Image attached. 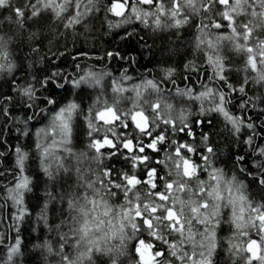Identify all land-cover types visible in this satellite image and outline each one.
Segmentation results:
<instances>
[{"label":"snow or ice","instance_id":"obj_1","mask_svg":"<svg viewBox=\"0 0 264 264\" xmlns=\"http://www.w3.org/2000/svg\"><path fill=\"white\" fill-rule=\"evenodd\" d=\"M99 2L0 0V10H9L4 20L19 30L25 29L26 22L34 21L48 11L53 14L54 20L66 19L64 27L70 28L81 23L88 13L98 10ZM70 8H74V14L65 17L64 14ZM105 11L122 18L115 23L110 21V28L131 23L134 18L145 27L152 26L154 30L179 29L199 19V23L193 24L199 32L196 47L205 51L214 69L212 76L208 77L209 81L223 84L220 87H216L215 83L211 86L201 84L202 90L195 95L192 88H177L176 95L200 101L201 116L215 112L223 117L236 143L244 144L247 149L244 155L235 157L234 168L264 191V146L256 143L258 137L264 139V133L258 130L264 128V120L258 126L254 120L236 115L228 108L233 103L232 93H239L241 99L237 107L241 114L251 108L258 111L259 116H264V107H261L264 105V92L249 96L245 87L251 82L253 86L264 89V0H111L110 5H105ZM241 16L245 20H238ZM3 22L0 20V24ZM225 27L229 29L228 34L210 31ZM36 36L37 33L33 32L29 39ZM213 36L215 41L211 39ZM205 41L212 54L201 48ZM222 41H229L230 50L244 57L242 70L245 73L249 69L255 73L253 76L245 75L239 87L229 83L224 74L230 69L224 63L226 57L219 52ZM11 43V36L6 38L0 35V73L11 74L15 70L16 65L9 50ZM107 56L109 59H125L118 52H109ZM186 67L197 71L194 66ZM172 74L173 70L167 69L163 79L169 80ZM105 75L83 72L79 76H63L53 72L39 81V89L32 83L16 85L15 91L25 106L34 110L23 121H16L24 124L17 131L22 136H29L28 123L46 110L51 111L37 104L41 99L38 94L40 89L46 90L50 85L64 89L68 84L74 89L84 86L95 88L101 86ZM131 79L125 71L119 79L111 82V92L114 94L112 102L105 100L102 107H97L100 104L97 98L90 106L85 119L88 148L94 150V154L85 158L97 165L96 168L88 169L95 179H89L86 172L77 168L78 187L85 190L82 195L76 191L59 195L55 191L45 193L47 199L40 208L37 223L42 222L49 231L57 233L59 249H54L47 240L40 247L49 255L59 257L57 264H96V255L107 257L109 264H120L122 257H127L129 264H213L212 257L217 248L216 229L222 222L224 210L228 209V222L234 225L237 233L250 237L245 229L251 228L259 237L258 240L249 238L247 241L246 250L251 253V257H246L247 264H251L252 259H259L264 264V255H257V252L264 251V203H257L249 197L248 185L238 177L236 171L228 175L224 169L214 166L216 150L209 142L208 133H201L199 148L203 151H199L194 143L177 140L180 134L193 137V123L202 125L203 121L197 119L191 122L189 117L192 113L188 108L176 110L173 104L163 99L159 95L163 91L160 82L145 80L129 88L125 86V81ZM172 83L175 84V81L172 80ZM148 89L157 94L155 101L146 95ZM129 91L134 96H126L125 93ZM11 100L9 96L0 97V115L9 117L4 101ZM43 100L46 105L56 103L50 96H45ZM124 100H130L131 107H121ZM204 101H208V107L204 106ZM78 109L77 103L69 101L51 115L46 128L38 129L35 133V150L39 153L42 171L49 180L54 181L61 171H69L63 158L56 153L62 149L73 155L71 148L65 145L70 143L73 113ZM208 123L211 124V121ZM245 129L247 136L242 139L241 134ZM42 133L45 137L59 135L60 140L52 139L51 143L41 144L39 139ZM2 136L3 131H0ZM12 151L14 182L6 188V199L11 200L15 208L12 228L17 231V238L7 246L6 259L0 260V264H14V257L21 252L19 226L30 215L25 195L33 191L31 178L25 174L29 152L19 143ZM150 153H163V158L155 159ZM6 154L0 151V157ZM249 155L256 157L252 161L251 171L245 164ZM194 156H199L202 163L195 160ZM113 158L123 159L129 167L116 169L104 165L105 160ZM154 159L157 165L164 166L163 174L159 168L152 166ZM141 171L144 173L143 178ZM202 174H206L207 179H203ZM176 192H186L188 196L182 199L175 195ZM121 197L123 203L112 202ZM57 200L62 203L66 201L68 215L52 226L49 224V202ZM61 214L63 216V211ZM197 224L203 225V230L196 228ZM174 236H178V239H172ZM186 244L191 245V253L184 250ZM69 247L73 250L72 255L66 251ZM234 249L241 250L229 240L228 252L232 256L236 255Z\"/></svg>","mask_w":264,"mask_h":264},{"label":"trees","instance_id":"obj_2","mask_svg":"<svg viewBox=\"0 0 264 264\" xmlns=\"http://www.w3.org/2000/svg\"><path fill=\"white\" fill-rule=\"evenodd\" d=\"M110 3L111 0H100L97 5L98 10L88 13L82 18L81 23L70 28L64 27L67 22L66 19L54 20L53 14L48 11L42 13L36 20L26 22L25 29L19 30L15 25L4 20L9 15V10H0V20L4 21L0 24V35H4L6 38L12 37L9 50L16 65L11 74L7 72L0 73V97H12L10 102L4 101L10 114L9 117L0 115V131H3V136L0 137V151L7 153L5 156L0 157V172H2L0 174V238H2V242H0V260L6 259L7 246L17 238V231L12 228L14 223L12 214L15 208L11 200L6 199V188L12 186L14 182V154L12 149L19 143L29 152L30 159L27 161L25 174L31 178L33 188L32 192L25 195V204L30 211V215L26 216L19 226L18 235L21 240V252L14 257V264H57L59 257L49 255L43 247H40L47 240L54 249H59L57 233L49 231L48 227L42 222L37 223L40 208L47 199L45 193L55 191L59 195L62 192L76 191L82 195L85 190L78 187L80 181L79 174L76 171L77 168L86 172L89 179H95L88 172V169L90 167L96 168L97 165L90 159L85 158L94 154V150L88 148V127L85 117L88 115L90 106L96 102L97 98L100 100L97 107H102L105 100L109 103L112 102L114 94L111 92V82L113 79H119L125 71L132 78L125 81V86L131 88L132 85L140 84L145 80L160 82L163 91L159 95L163 99L173 104L176 110L188 108L192 113L189 117L191 122L197 119L203 121L202 125L193 123V137L180 134L176 137L177 140L181 143H194L199 151H203L202 148H199L201 133H208L209 142L216 150V155L213 158L214 166L224 169L228 175H232L233 171H236L238 177L248 185L247 193L249 197L257 203H264V191L244 174L239 173L238 169L234 168L235 157L244 155L247 149L244 144L236 143V138L226 128L223 117L215 112L201 116L199 115L200 101L189 97L181 98L176 95L175 90L177 88H192L195 95L202 90L201 84L211 86L215 83L216 87L223 84V82L209 81L208 77L212 76L214 69L209 64L205 51L198 50L196 47V38L199 32L193 24L199 23V19L196 18L179 29L154 30L152 26L145 27L134 18L131 23L110 28V21L115 23L122 19L105 11V5H110ZM72 14H74V8H70L64 15L67 17ZM238 20H245V17H238ZM210 31L222 34L229 33V29L226 27L219 30L211 29ZM33 32H36L37 36L29 39L30 34ZM211 39L215 41L214 36ZM230 47L229 41H222L219 45V52L220 55L226 57L224 63L230 69L224 73L229 83L239 87L245 75L253 76L255 73H252L250 69L247 73L242 70L244 57L235 54L230 50ZM201 48L207 49V41ZM33 49H36V51ZM109 52H118L125 59L121 60L115 57L109 59L107 56ZM207 52L212 54L211 49H207ZM77 65H79V69ZM186 66H194L197 71H192L191 67ZM167 69H172L173 74L169 80H164L163 77ZM53 72H59L63 76H79L83 72L106 73L107 75L101 81V86L95 88L84 86L80 89H74L71 84H68L64 89H56L52 85L46 90L40 89L38 94L41 99L37 101V104L40 108L50 109L51 111L46 110L43 115L37 116L36 119L28 123L29 136L20 135L17 129L23 128L24 124L16 123V121H23L34 110L25 106L24 101L15 91L16 85L32 83L39 89V81H42ZM172 80L175 81V84L172 83ZM245 87L249 96L254 97L264 92V89L253 86L251 82ZM224 90H228L226 85H224ZM125 95L132 97L134 93L129 91ZM146 95H149V98L153 101L157 98V94L153 93L151 89L147 90ZM45 96L52 97L56 103L46 105L43 100ZM231 98L233 103L228 105L231 112L236 115H243L246 119L254 120L258 126L264 120V116H259L258 111H253L251 108L247 113L241 114L237 107L241 99L239 93H232ZM69 101H74L79 105L78 111L73 113L70 143L65 145L71 148L73 155L64 152L62 149L56 153L58 157L63 158V163L68 166L69 171H61L57 178L52 181L42 171L38 158L39 153L35 150V143L37 142L35 133L38 129L46 128L49 125L51 115ZM204 106H209L208 101H204ZM121 107H131V101L124 100ZM261 107H264V105H261ZM35 110L38 111V109ZM208 121H211V124ZM258 130L264 133V128ZM18 136L19 140L17 139ZM246 136L247 130L245 129L241 134V138L245 139ZM59 137V135L47 137L45 143H51L52 139L59 141ZM3 141H6V143ZM256 143L264 146V139L258 137ZM150 154L155 159L163 158V153ZM193 158L202 163L199 156ZM255 159L256 157L249 155L245 161L250 171L252 170V161ZM103 163L108 167L114 166L116 169L129 167L123 159L113 158L105 160ZM152 166L159 168L162 174L165 172L163 165L152 163ZM140 175L143 178L144 173L141 171ZM202 178L207 179V175L202 174ZM175 195L186 199L188 193L176 192ZM112 202L123 203V198L121 197L120 200H113ZM226 210L221 216L222 222L216 229L217 248L212 257L213 264H233V260H235V264H247L246 257H251L246 250L247 241L249 238L258 240L259 237L255 235V230L251 228L245 229L250 233V237L237 233L234 225L228 222L229 211ZM48 215L49 224L52 226L59 223L62 218H66L68 215L66 201L63 203L59 200L49 202ZM193 223L195 224V221ZM195 226L203 230V225L197 224ZM172 239H178V236H174ZM229 240L238 249H241L239 251L234 249L235 256L230 255L228 252ZM262 248H264V245H262ZM184 250L191 253V245H184ZM66 251L70 255L73 254L70 247L66 248ZM257 255H264V251L257 252ZM94 259L96 264H109L107 257L96 255ZM120 264H129L128 258L122 257ZM251 264H261V262L259 259H252Z\"/></svg>","mask_w":264,"mask_h":264},{"label":"rangeland","instance_id":"obj_3","mask_svg":"<svg viewBox=\"0 0 264 264\" xmlns=\"http://www.w3.org/2000/svg\"><path fill=\"white\" fill-rule=\"evenodd\" d=\"M46 139H47V137H45L44 134L42 133V134H41V137H40V139H39V142H40V143H45ZM58 140H60V137H59ZM55 147H56V146H54V149H55ZM224 211H227V210L225 209ZM228 211H229V213H230V210H228ZM248 253H249V252H248ZM249 254L251 255V253H249Z\"/></svg>","mask_w":264,"mask_h":264},{"label":"flooded vegetation","instance_id":"obj_4","mask_svg":"<svg viewBox=\"0 0 264 264\" xmlns=\"http://www.w3.org/2000/svg\"><path fill=\"white\" fill-rule=\"evenodd\" d=\"M153 163L156 165L155 161Z\"/></svg>","mask_w":264,"mask_h":264}]
</instances>
